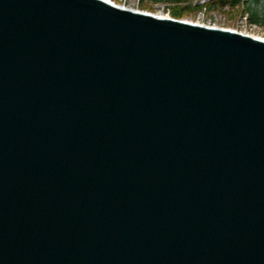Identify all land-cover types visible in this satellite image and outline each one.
Returning a JSON list of instances; mask_svg holds the SVG:
<instances>
[{"label": "water", "instance_id": "95a60500", "mask_svg": "<svg viewBox=\"0 0 264 264\" xmlns=\"http://www.w3.org/2000/svg\"><path fill=\"white\" fill-rule=\"evenodd\" d=\"M0 264H264V42L0 0Z\"/></svg>", "mask_w": 264, "mask_h": 264}, {"label": "rangeland", "instance_id": "374dc122", "mask_svg": "<svg viewBox=\"0 0 264 264\" xmlns=\"http://www.w3.org/2000/svg\"><path fill=\"white\" fill-rule=\"evenodd\" d=\"M116 6L133 9L154 16L168 17L211 28L233 31L264 41V24L248 22L246 8L258 15L264 14V0H242L237 7H209L211 0H191L188 4H172L168 0L154 3L150 0H108ZM177 18V19H176Z\"/></svg>", "mask_w": 264, "mask_h": 264}, {"label": "trees", "instance_id": "16d2710c", "mask_svg": "<svg viewBox=\"0 0 264 264\" xmlns=\"http://www.w3.org/2000/svg\"><path fill=\"white\" fill-rule=\"evenodd\" d=\"M154 3H161L166 0H150ZM191 0H168V2L172 4H188ZM242 0H211V3L209 4V7H212L215 9V7H224L226 5H229L230 7L234 8L241 4ZM256 2H259V0H255ZM247 17L249 24L252 25H263L264 24V14L258 15L255 12H252L249 8H246ZM177 19V18H176Z\"/></svg>", "mask_w": 264, "mask_h": 264}, {"label": "bare ground", "instance_id": "6f19581e", "mask_svg": "<svg viewBox=\"0 0 264 264\" xmlns=\"http://www.w3.org/2000/svg\"><path fill=\"white\" fill-rule=\"evenodd\" d=\"M100 1H102V2H106V3H110V2H108V0H100ZM112 6H114V7H116V8H119V9H123V10L130 11V12L141 13V12L136 11V10H133V9L122 8V7L116 6V5H114V4H113ZM148 15H150V14H148ZM150 16H154V15H150ZM154 17H159V18H165V19H168L167 17H162V16H154ZM191 24H192V23H191ZM194 25H197V24H194ZM198 26L208 27V26H205V25H198ZM208 28H211V27H208ZM213 29H214V28H213Z\"/></svg>", "mask_w": 264, "mask_h": 264}]
</instances>
